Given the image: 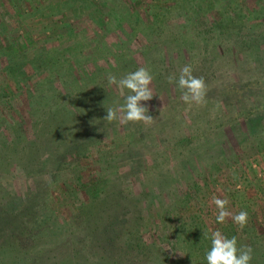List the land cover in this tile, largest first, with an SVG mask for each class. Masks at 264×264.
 Masks as SVG:
<instances>
[{
  "label": "trees",
  "instance_id": "obj_1",
  "mask_svg": "<svg viewBox=\"0 0 264 264\" xmlns=\"http://www.w3.org/2000/svg\"><path fill=\"white\" fill-rule=\"evenodd\" d=\"M42 1L29 5V0H7L14 10L0 13V264H39L38 259L51 263L41 258H21L19 252L26 248L22 247L23 234L29 235V244H34L38 238L50 240L56 233L55 227L48 228L50 221L42 219L52 210L49 199L54 190L75 206L72 221L87 226L94 217L85 214L108 202L115 190L123 196L114 205L121 208L132 198L131 206L142 219L140 214L145 210L167 214L184 209L188 199L201 192L200 186L209 187L215 173L229 172L234 179L252 174L241 158L254 159L264 153V18L254 22L246 16L242 4L230 11L223 1L210 5L212 0H202L195 8L185 0ZM47 2L52 4L45 6ZM89 5V28L93 35L98 30L104 34L98 45L77 30L76 23H81L83 9ZM211 8L217 10L218 18ZM26 9L37 17L18 36L8 26L14 15L17 17L16 12L24 15ZM259 9L264 13V4ZM55 10L61 13L56 21ZM108 34L117 40L111 46ZM63 39H68V45L57 46ZM28 52L32 53L31 60ZM186 64L206 83L201 105H189L180 99L182 92L176 80ZM140 67L153 77V98L141 102L148 112H164L166 100L179 104L180 114L173 115L175 128L170 133L161 131L168 126L169 116L152 123L160 132H142L141 128L149 124L139 122L135 129L141 135L136 139L137 133L131 131L129 123L120 134L123 125L119 120H103L108 107L122 104L123 97L130 94L127 89L121 94L115 85L108 84L107 77L120 79ZM228 68L243 75L232 73L228 83H222ZM15 100L19 102L17 112L11 114L10 104ZM103 131L106 136L109 132L114 136L105 151H101L99 140L86 135ZM155 139V157L147 162L151 170L128 165L125 172V163L118 159L129 156L128 148L140 145L142 155L149 158L151 145L146 143ZM92 150L97 159L90 168L83 162L92 154L82 163L66 162V153L75 152L81 158ZM132 174L135 187L126 179ZM30 178L36 184L35 191L31 193L29 188L25 190L29 193L17 196L9 182L19 179L22 184ZM35 195L39 204L26 206L29 196ZM77 217L81 219L73 220ZM234 225L227 224L226 237H236L237 248L246 246L238 243L242 239L238 236L244 237L246 231L239 232ZM250 231L253 233L254 228ZM74 234L72 231L77 237ZM89 236L83 238L84 242L94 249L96 244ZM122 243L130 254L141 255L138 240ZM247 246L255 255L250 264H264V251L258 255L250 244ZM99 252V258H103L105 250ZM127 263L125 258L110 264Z\"/></svg>",
  "mask_w": 264,
  "mask_h": 264
},
{
  "label": "rangeland",
  "instance_id": "obj_2",
  "mask_svg": "<svg viewBox=\"0 0 264 264\" xmlns=\"http://www.w3.org/2000/svg\"><path fill=\"white\" fill-rule=\"evenodd\" d=\"M29 1H31L30 4L28 3L29 5H34V2L35 4L43 2L42 0ZM154 1L156 3L158 1L165 0ZM176 1L180 2L182 0ZM185 1H187L185 3L191 4V8H195V6L202 3V0ZM217 1H223L226 5H228L230 11L233 8L236 9L242 4V6H244L246 16H249L254 22H260V20L264 18V13L259 9L260 5L264 4L263 0H212L210 5H214ZM48 3H50V5L52 4L51 2H47L45 6ZM90 9V5L83 9L84 17L80 18V22L82 24L76 23L78 25L77 30H81V34L84 38L90 37L92 43L94 45H98L101 43V39L104 37V34L98 30V32L93 35V31L89 28L90 23H88L87 18L89 16L88 12ZM211 9L213 10L214 15L218 18L219 16L217 10L213 8ZM13 10V7L11 8V6L7 3V0H0V13L3 11ZM14 12L11 13L15 14ZM26 12L27 13H24V15H20V13L16 12V15L18 14L17 17L14 15L13 22L11 23L10 21L11 26H8V29L10 31H15L18 36H20V33L24 31V27L31 25V21L36 20L37 16L32 17L31 11H27L26 9ZM54 12L56 15H54L53 20L56 21L61 18V13L58 10H55ZM225 16H227L226 13ZM112 35L113 34L107 35L109 38L108 45L110 46L117 41L115 38H112ZM67 42L68 39H63L60 42H57L56 45L66 47L68 45ZM31 55L32 53L30 54L28 52L27 56L29 60L33 58ZM232 73L237 77L243 75L242 72L237 74L228 68L226 70L227 75H224L220 82L227 84V81L233 76ZM223 74H225V72ZM231 84H233V82L229 83V85ZM215 93L219 94L221 92L215 91ZM175 102L166 100L164 112H148V114L154 118L152 122L153 124L154 122L160 123L166 118V116H169L168 119L170 120L168 122V126H166L165 130H161L163 133H170L175 128L172 126L175 124L172 121V117L175 112L180 114V111H178L179 108L177 107L179 104ZM18 103L19 102L17 100L11 102L10 108H13V110H11V114L17 112L16 107L18 106ZM175 121H177V119H175ZM128 123L130 124L129 127L132 129L131 131L135 134L137 133L135 139L136 137L138 138V135H141V131L136 132L135 127L139 125V122ZM152 123L146 126L147 129H145V126L142 127V132L144 130L148 133L151 130V133L157 131L160 132L158 128L152 126ZM176 124L179 125V121H177ZM122 127L123 129L121 128L118 131L120 134L125 132L124 125ZM213 134L214 132H212V135ZM86 135L92 137V140L97 139L100 141L101 151L108 150L109 147H111V137L114 138V136L111 135V132H109L106 136L104 131L98 134H92L89 132ZM144 135L145 134L142 133V136ZM87 140L89 141V139ZM150 142L146 143L148 144V147L151 145L149 158L142 155L140 148L143 145H140V148H128V150L131 151L129 156H124L122 159H118L121 164L125 163L122 164V166L125 167V172L129 169L128 165L134 166V169L137 170H141V168L146 169V171L151 170V166L147 162L152 159V157H155L153 146H158V141L155 139L152 143ZM76 155L77 154L75 152L66 153V162H73V164L82 163L85 157L91 155V157H87L89 158L88 161L83 162L86 163V168H90L91 164H94L93 161L97 159L96 153L93 150L90 151V153H84V156L81 158ZM241 163L243 166L247 165V170L249 166L252 170V174L247 173L241 178L234 179V175L229 172L223 174L215 173L214 177L211 178V181L208 182L209 187L200 186L201 192H196L193 198H189L188 204L185 205L184 209L167 214H157L158 210L155 211V209L151 211L145 210V212L143 211L140 214V216L143 214L142 219H139V215L134 212V209L131 206L132 198L127 199L126 204L121 208L114 205L117 204V201H120L123 196V192L119 193L118 190H115L113 193H110V195H112L110 196L108 202L95 210H90V212L85 214L87 216L94 217L91 218V222H89L87 226H80L78 225V221H72V216H74V213L76 212L75 206L71 204V201L65 200V196H63V194L54 190L49 199L50 203H52V210L49 214L45 212L42 219L45 223L50 221V223L47 224L48 228L55 227V231L53 232L56 233L52 235V238L50 237V240L47 238H38L34 244H29V237H27L29 235L26 236V234H23L22 247L26 248H22V251H20L19 254L21 255V258L46 259V262L51 261L50 264H68L69 262L71 264H103V262H105L104 264H110L114 261V259L119 262L125 258L128 260L127 264H131L132 262L135 263L136 261H152L153 264H207L205 253L211 246V231L219 230L223 235L227 236L229 235L227 224H232L233 222L230 217L226 218L225 222L222 224L216 222L217 210L215 205L211 203L213 196L226 198L229 201L227 210L231 213L235 214L241 210L248 213V220L243 228L233 222L235 224V229H238L239 232L241 230H243L241 232L246 231L244 237H242L241 234L238 236L239 238H242L240 242L238 241V243L239 245L243 244L246 246L250 244L253 248V252L258 251V255L260 253L262 254L264 251V153L254 159L247 160V158H241ZM115 165H112V170H114ZM119 170L121 171L122 169ZM86 172L89 171L86 170ZM126 179L132 183L133 187H135L134 182H132L135 181V174L128 176ZM9 184L15 186L17 196L26 195L29 192H26L25 190L29 188L32 190L31 193H33L36 186L34 180L31 178L28 180H22V184H20L19 179H16V182H9ZM200 185H203V182H201ZM22 188H24V190ZM120 190H123V188H120ZM35 196L36 197L29 196V198L25 201V205L33 206L39 204L40 201L37 198V195ZM39 198L41 199V197ZM111 200L113 201L111 202ZM79 219L81 218L77 217L73 220ZM75 224L76 227L74 226ZM73 227L75 228L74 230L72 229ZM252 228H254L253 233L250 231ZM56 229L61 230V232H58ZM66 231L70 233V236L66 235ZM72 231H74V235L77 237H73ZM80 231L81 234L79 236ZM89 234V237H93V241L96 244V248L94 249L91 244L87 243L86 240V242H84L83 238ZM31 235L32 233L30 234V237ZM134 239L140 242V250H142L141 255H139V253L136 254L135 252L130 254L129 249L122 248L124 245L122 242H128V240ZM100 245L101 248H99ZM101 249L105 250L102 255L103 258H106L104 260L103 258H99L101 257L99 252ZM119 249L120 252H118ZM124 250H126V252L123 253ZM93 256L95 258H93ZM108 258H110V262L106 261ZM156 258L159 260H156ZM38 261L39 264H46L41 263L39 259Z\"/></svg>",
  "mask_w": 264,
  "mask_h": 264
},
{
  "label": "clouds",
  "instance_id": "obj_3",
  "mask_svg": "<svg viewBox=\"0 0 264 264\" xmlns=\"http://www.w3.org/2000/svg\"><path fill=\"white\" fill-rule=\"evenodd\" d=\"M152 75L149 70L140 67L134 72H130L125 76L117 79L114 75L107 77L109 85H115L121 94L127 89L130 94L123 97L124 102L114 107L106 109V115L103 120L112 122L119 120L121 125L128 122H143L151 124L154 118L148 114V108L143 105L142 101H149L153 98V92L150 87ZM169 82H173V77H169ZM177 86L182 94L180 99L186 104L201 105L205 101L206 83L203 77L193 75L191 65L186 64L180 69V74L176 80ZM211 203L215 205L217 210L216 222L224 223L226 218L231 220L243 228L248 220L246 211L231 213L227 210L229 201L226 198L213 196ZM211 246L205 253L207 264H250L252 259V249L250 246H242L237 248L236 237L228 238L219 230L211 231Z\"/></svg>",
  "mask_w": 264,
  "mask_h": 264
}]
</instances>
